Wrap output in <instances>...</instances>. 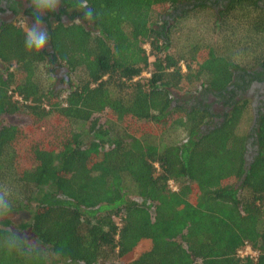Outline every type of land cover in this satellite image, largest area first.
<instances>
[{"label": "trees", "instance_id": "obj_1", "mask_svg": "<svg viewBox=\"0 0 264 264\" xmlns=\"http://www.w3.org/2000/svg\"><path fill=\"white\" fill-rule=\"evenodd\" d=\"M79 3L60 0L47 24L50 49L40 53L25 50L21 25H0V118L31 120L0 126V211L31 213L16 227L0 221V264H113L145 240L150 247L126 264H264V110L244 133L249 98L218 108L193 103L201 92L226 98L236 73L264 64V56L237 62L230 39L222 50L175 46L177 23L212 9L218 29L259 40L253 50L262 53L264 6L87 0L95 14L87 22ZM42 64L56 65L48 74L66 68L76 81L45 86ZM103 111L108 125L100 126L92 120ZM88 122L94 135L84 144ZM26 230L36 244L19 234ZM246 242L257 259L237 255Z\"/></svg>", "mask_w": 264, "mask_h": 264}, {"label": "rangeland", "instance_id": "obj_2", "mask_svg": "<svg viewBox=\"0 0 264 264\" xmlns=\"http://www.w3.org/2000/svg\"><path fill=\"white\" fill-rule=\"evenodd\" d=\"M173 8L169 9L167 13V20L169 23L173 24L176 23V15L172 16L171 13ZM213 10L212 9H206L202 12H195L190 13L185 19H183L181 22L177 23L178 26H181L183 28L181 34H178L180 37L175 41V46L177 50L184 52L190 47V44L200 42V43H211L216 48H219L220 50L223 49L225 45V40H233L234 42V48L231 49L232 58L236 60L237 62H242V64H251L253 63L254 58H260L264 55L262 54L264 51V46L259 50L262 53H254L253 49L257 48V43H259V40L253 39L254 41L250 42V40H244L243 38V32L237 31L235 33L230 34L229 31H223V29H218L216 27V24L214 22L213 18ZM30 19L25 16H19L16 18L15 22L19 25H21L24 29L27 27V22ZM65 21H68L66 19ZM163 21H160V24H162ZM264 38V37H263ZM244 40V41H243ZM247 44L248 53H246L245 46ZM147 48L149 45H146ZM250 46V48H248ZM262 47V45L260 46ZM47 50L50 49V45L48 43V46L45 48ZM258 51V52H259ZM0 66L3 67V64L0 63ZM56 66L55 64H42L40 66L39 70V78L40 81L45 84V86L51 85L52 87H55L56 90L64 89L67 87V81H65L66 75H68V70L66 68L57 67L54 72L48 74L47 69L50 67ZM76 81V77L70 76L69 81ZM197 93V92H196ZM199 95V94H194ZM198 97V96H194ZM195 99V98H193ZM255 109L252 107L251 111L244 119L243 122L240 125V131H243L244 133H247L250 129V127H253L254 122V112ZM108 113L107 111L98 112L94 115L92 121H98L100 126L108 125ZM31 123V120L28 116L24 114H5L0 118V126L4 124H18L22 126H28ZM81 134H82V141L84 144H87L93 139V131H91V122H88L86 125L82 126L81 128ZM252 152L248 153V158L251 159L253 156V152L255 151V148L251 144ZM2 183V181H1ZM31 218V213L29 210H23V211H7V212H1L0 211V221H3L4 219H9L14 223L15 225H18L22 221H29ZM1 223V222H0ZM13 226V227H14ZM16 227V226H15ZM19 234L27 239L30 243L36 244V240L31 234L29 230L26 231H20ZM151 243L149 240H145L140 242V244L132 251L130 252L126 257L123 259H115L113 261V264H126L132 259L136 258L141 252L148 249L150 247ZM56 264H69L67 261H58Z\"/></svg>", "mask_w": 264, "mask_h": 264}, {"label": "flooded vegetation", "instance_id": "obj_3", "mask_svg": "<svg viewBox=\"0 0 264 264\" xmlns=\"http://www.w3.org/2000/svg\"><path fill=\"white\" fill-rule=\"evenodd\" d=\"M213 3L214 8L218 11L223 9V5H228L230 0H210ZM258 4L264 6V0H255ZM188 1H183L179 4L180 8L186 7ZM28 8L27 5L22 9L23 14H15L11 11L7 5H0V25L3 22H12L16 20L19 16H25V9ZM58 10V8H57ZM177 11H174L173 14L176 15ZM30 19V16H25ZM66 19V18H65ZM66 81V77H65ZM230 92L226 94V98L217 97L212 94H206L201 92L197 98L194 99L193 103H205L208 101L213 104L214 108L220 106H229L228 104L240 97L249 98L251 104L255 109L254 117H259L260 110H264V64L261 63L254 67L251 70H248L246 73L237 72L233 80L232 85L229 87ZM232 108V106L230 107ZM230 108L228 110H230ZM218 119H216L217 121ZM254 137L249 138L247 144V153L252 152L251 144H253ZM254 154V152H253ZM248 157V156H247Z\"/></svg>", "mask_w": 264, "mask_h": 264}, {"label": "clouds", "instance_id": "obj_4", "mask_svg": "<svg viewBox=\"0 0 264 264\" xmlns=\"http://www.w3.org/2000/svg\"><path fill=\"white\" fill-rule=\"evenodd\" d=\"M7 7L15 14H23L22 9L29 7L30 20L24 31V48L30 53H40L50 41V32L47 27L50 14L55 13L60 0H0V5ZM79 9L83 19L91 22L95 18L94 10L87 0H80Z\"/></svg>", "mask_w": 264, "mask_h": 264}, {"label": "built area", "instance_id": "obj_5", "mask_svg": "<svg viewBox=\"0 0 264 264\" xmlns=\"http://www.w3.org/2000/svg\"><path fill=\"white\" fill-rule=\"evenodd\" d=\"M171 185L174 189H177V187L174 185L173 181H171ZM117 221L118 224L121 223V219L120 217H114ZM237 255L241 258H253V259H257L258 255H259V251L254 249L252 247V245L248 242H246L242 247H240L237 250Z\"/></svg>", "mask_w": 264, "mask_h": 264}, {"label": "water", "instance_id": "obj_6", "mask_svg": "<svg viewBox=\"0 0 264 264\" xmlns=\"http://www.w3.org/2000/svg\"><path fill=\"white\" fill-rule=\"evenodd\" d=\"M66 81H67V87H69V83H68V81H69V76L68 75H66ZM257 116H255L254 117V122H253V127L257 124ZM248 156V153L246 154V159H247V167L249 166V163H250V161H251V159L250 158H248L247 157Z\"/></svg>", "mask_w": 264, "mask_h": 264}]
</instances>
